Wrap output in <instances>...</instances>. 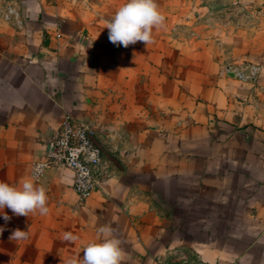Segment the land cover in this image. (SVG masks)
<instances>
[{
  "label": "crops",
  "instance_id": "1",
  "mask_svg": "<svg viewBox=\"0 0 264 264\" xmlns=\"http://www.w3.org/2000/svg\"><path fill=\"white\" fill-rule=\"evenodd\" d=\"M125 2L0 0V181L32 177L67 116L107 173L79 200L46 169L47 214L0 213V264H73L105 225L122 264H264V0H156L164 25L127 48L105 23Z\"/></svg>",
  "mask_w": 264,
  "mask_h": 264
},
{
  "label": "clouds",
  "instance_id": "2",
  "mask_svg": "<svg viewBox=\"0 0 264 264\" xmlns=\"http://www.w3.org/2000/svg\"><path fill=\"white\" fill-rule=\"evenodd\" d=\"M164 22L165 16L156 0H126L105 23L109 30V41L127 48L137 42L145 45L152 43L153 29L162 27ZM5 207L17 216H29L35 212L45 215L48 212L46 189L37 184L35 176L22 178L15 186L0 181V213ZM3 218L5 221L10 219L7 214ZM97 233V241L89 243L83 250V257L73 264H122L125 253L120 246L121 241L113 236L112 228L101 226ZM26 237L27 232L16 229L10 239L21 240ZM65 239L75 240L76 237L66 233Z\"/></svg>",
  "mask_w": 264,
  "mask_h": 264
},
{
  "label": "built area",
  "instance_id": "3",
  "mask_svg": "<svg viewBox=\"0 0 264 264\" xmlns=\"http://www.w3.org/2000/svg\"><path fill=\"white\" fill-rule=\"evenodd\" d=\"M61 165L73 175L72 189L79 200H84L105 177L106 166L101 149L93 141L91 131L75 124L67 116L54 136L47 141L40 159L33 162L31 175L38 178L46 169ZM156 264H207L192 257L184 249H171L157 255Z\"/></svg>",
  "mask_w": 264,
  "mask_h": 264
},
{
  "label": "rangeland",
  "instance_id": "4",
  "mask_svg": "<svg viewBox=\"0 0 264 264\" xmlns=\"http://www.w3.org/2000/svg\"><path fill=\"white\" fill-rule=\"evenodd\" d=\"M151 188H153V186H152ZM157 188H158V187H157ZM146 189H147V187H144V188H143L144 191H145ZM177 209H178V206H177ZM175 220L178 221V222L180 221V219H178V218H176ZM184 236H185V235H184Z\"/></svg>",
  "mask_w": 264,
  "mask_h": 264
}]
</instances>
